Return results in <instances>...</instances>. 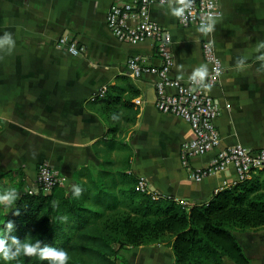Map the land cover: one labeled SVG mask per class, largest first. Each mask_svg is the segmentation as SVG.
Returning a JSON list of instances; mask_svg holds the SVG:
<instances>
[{
	"label": "crops",
	"instance_id": "crops-1",
	"mask_svg": "<svg viewBox=\"0 0 264 264\" xmlns=\"http://www.w3.org/2000/svg\"><path fill=\"white\" fill-rule=\"evenodd\" d=\"M125 1L129 0H0V36L11 33L15 42L0 48V189L11 171L14 176L23 174L27 187L36 189L39 165L47 162L59 177L58 192L69 190L77 184V170L96 169L101 163L93 144L111 136L91 106L107 96L109 85L121 83V75L130 76L131 56L161 63L154 41L124 42L109 31L111 5ZM218 1L222 15L209 32L181 26L172 3L154 4L151 15L169 37L175 55L173 73L178 78H192L202 66L208 72L203 42H214L225 68L220 82L210 89L222 107L216 120L220 148L264 147V0ZM62 36L77 38L85 51L74 56L59 49ZM130 78L140 90L134 98L140 111L125 135L134 151L128 172L143 177L159 197L190 205L208 201L220 191L228 173L189 179L182 146L193 137L192 127L156 108V74ZM104 87L107 92L100 96ZM216 152L189 159L190 167L207 165ZM120 156V149L113 152L114 158ZM229 176L235 179L233 172ZM235 235L250 264H264V228ZM158 244L139 246L143 249L137 251L138 257L156 256L159 264H173L172 248H154ZM223 264L238 263L224 256Z\"/></svg>",
	"mask_w": 264,
	"mask_h": 264
},
{
	"label": "trees",
	"instance_id": "trees-1",
	"mask_svg": "<svg viewBox=\"0 0 264 264\" xmlns=\"http://www.w3.org/2000/svg\"><path fill=\"white\" fill-rule=\"evenodd\" d=\"M119 80L91 106L111 136L93 144L102 159L99 166L82 167L74 173L75 187L58 192L57 183L49 193L42 188L31 191L23 174L9 172L5 191L17 186L19 196L6 214L1 205L0 229L6 234L0 238L10 244L13 237L23 242L31 236L33 242L39 240L40 248L66 249L72 254L69 264H122L116 258V245L121 243L133 247L167 243L173 264H223L224 256L250 264L235 232L264 228L262 172L189 206L140 191L139 178L128 172L134 151L125 141L140 111L134 102L140 90L130 76L121 75ZM118 149L121 156L114 158ZM17 259L22 264H50L28 254Z\"/></svg>",
	"mask_w": 264,
	"mask_h": 264
},
{
	"label": "built area",
	"instance_id": "built-area-1",
	"mask_svg": "<svg viewBox=\"0 0 264 264\" xmlns=\"http://www.w3.org/2000/svg\"><path fill=\"white\" fill-rule=\"evenodd\" d=\"M172 3L176 7L178 0H129L111 5L107 14V27L119 40L129 43H140L147 40L155 42V50L161 63H148L138 55L131 56L127 61V72L131 77L139 78L147 74H156V108L162 113L177 115L186 120L193 130V137L182 146V162L187 169V177L194 181L215 173H228L224 178L220 190L238 182L251 179L257 172L264 175V147L250 148L243 145H232L220 148L222 137L216 120L221 114L222 107L210 93V89L217 85L225 68L215 44L211 39L203 42V56L210 64L207 76L199 78L181 79L174 75L175 55L164 27L153 19L151 8L154 4ZM222 15L218 0H192L182 16H178L181 26H197L205 28ZM212 29V28H211ZM57 47L72 55H79L85 51V46L77 38L62 36ZM107 87L101 89L100 96H104ZM95 99V98H93ZM135 101L140 103V98ZM216 150L213 159L205 166L191 168L190 160ZM235 179L230 178V173ZM59 177L53 167L43 162L39 165L36 175L38 189L50 191ZM138 189L151 193L153 198L158 195L149 190L145 179H139ZM32 190H37L32 187ZM189 206L187 201H180Z\"/></svg>",
	"mask_w": 264,
	"mask_h": 264
},
{
	"label": "clouds",
	"instance_id": "clouds-1",
	"mask_svg": "<svg viewBox=\"0 0 264 264\" xmlns=\"http://www.w3.org/2000/svg\"><path fill=\"white\" fill-rule=\"evenodd\" d=\"M191 2L192 0H178L177 6L173 9L174 14L182 16L185 9L190 7ZM205 27L206 30H211L212 24H208ZM201 30H205V28ZM14 43L11 33L5 32L3 36H0V48H3L5 45L14 46ZM261 47H264V45H261ZM206 76L207 69L202 66L195 71L192 78L203 80ZM18 196L19 192L17 186H11L5 192L0 193V205L3 206L4 214L15 206ZM18 212L19 209H17V214ZM7 228H12L11 222H7ZM5 234V230L0 229V237H3ZM13 248H15V251H13ZM25 254L38 256L41 260L48 259L50 264H69V261L72 260V254L68 250L63 248L56 249L50 246L40 248L39 240L33 242L31 236L26 237L23 242L13 237L10 244L6 239L0 238V264H8V262L12 260H16L17 264H22V261L17 258L23 257Z\"/></svg>",
	"mask_w": 264,
	"mask_h": 264
},
{
	"label": "rangeland",
	"instance_id": "rangeland-1",
	"mask_svg": "<svg viewBox=\"0 0 264 264\" xmlns=\"http://www.w3.org/2000/svg\"><path fill=\"white\" fill-rule=\"evenodd\" d=\"M5 192V188L0 189V193ZM2 206L0 205V212L2 211ZM2 217V215L0 214V218ZM71 229L70 225L67 227V230ZM167 243H160L157 246H155L154 248H162L163 250H167L168 248H166ZM116 258L119 260V262H121L122 264H159L158 263V258L156 256H142V257H138L140 256L139 253H137V251H141V249H143V247H138V248H134L133 246H129V245H123L121 244H117L116 245ZM145 249H151L150 248H145ZM133 250V251H132ZM132 251L131 256H129L130 252ZM130 258H129V257Z\"/></svg>",
	"mask_w": 264,
	"mask_h": 264
},
{
	"label": "water",
	"instance_id": "water-1",
	"mask_svg": "<svg viewBox=\"0 0 264 264\" xmlns=\"http://www.w3.org/2000/svg\"><path fill=\"white\" fill-rule=\"evenodd\" d=\"M36 188H37V190H38V186H37V184H36Z\"/></svg>",
	"mask_w": 264,
	"mask_h": 264
}]
</instances>
